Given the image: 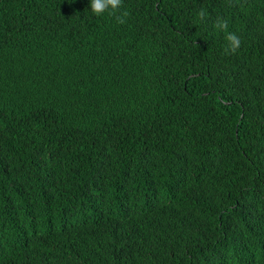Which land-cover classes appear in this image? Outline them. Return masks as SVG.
I'll list each match as a JSON object with an SVG mask.
<instances>
[{
    "label": "trees",
    "instance_id": "16d2710c",
    "mask_svg": "<svg viewBox=\"0 0 264 264\" xmlns=\"http://www.w3.org/2000/svg\"><path fill=\"white\" fill-rule=\"evenodd\" d=\"M124 13L0 0V264H264V0Z\"/></svg>",
    "mask_w": 264,
    "mask_h": 264
},
{
    "label": "clouds",
    "instance_id": "9594fccd",
    "mask_svg": "<svg viewBox=\"0 0 264 264\" xmlns=\"http://www.w3.org/2000/svg\"><path fill=\"white\" fill-rule=\"evenodd\" d=\"M122 0H89V6L91 13L101 16L107 11H111L115 15V19L118 23H123L126 13L124 14H116L118 10L121 8ZM207 16V12L205 10H201L198 13L199 19L202 21ZM229 21L224 17H217L215 22V29L217 31H223L225 33V46L224 51L226 53H234L241 46L240 37L234 33L229 31L228 28Z\"/></svg>",
    "mask_w": 264,
    "mask_h": 264
}]
</instances>
